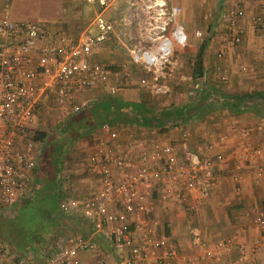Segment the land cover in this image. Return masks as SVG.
I'll return each instance as SVG.
<instances>
[{
  "label": "built area",
  "instance_id": "2783aa9c",
  "mask_svg": "<svg viewBox=\"0 0 264 264\" xmlns=\"http://www.w3.org/2000/svg\"><path fill=\"white\" fill-rule=\"evenodd\" d=\"M96 5L92 17L94 31L83 30L72 37L54 25L33 20L16 21L5 11L0 15V205L14 206L31 191L40 165L43 141L34 138L38 116L51 107L72 114L88 104L85 92L98 87L116 94L121 70L110 62L95 60L93 48L108 43L116 32L115 23L104 13L113 0H84ZM264 4V0H259ZM183 7L170 0H127L120 23L129 27L118 42L130 61L141 71L137 83L155 96L172 91V77L178 56L189 47V34L182 21ZM209 15H204L207 18ZM219 18L226 23L232 43L242 40L246 9L233 4L223 7ZM261 20L256 13L251 22ZM197 37L203 35L196 28ZM180 80H191V72H181ZM180 134L168 140L150 136L144 128H125L102 121L92 143L83 149L97 187L84 195L66 194L59 207L66 214L90 222L93 233L104 235L113 245L122 264H173L182 258L187 264L211 258L219 261L221 249L237 246L232 237L205 247L197 255L183 256L160 230L156 215L159 202L183 203L192 196L198 200L208 194L214 177L217 153L201 154L195 148L198 133L182 121ZM135 125V124H134ZM258 129L262 126L257 125ZM236 138L228 148L230 155L257 159V174H264V133L252 140L250 125L235 127ZM148 133V134H147ZM225 134L219 140L225 139ZM193 205V204H192ZM258 227L253 247L264 253V206L247 211ZM192 240L201 241L199 226L192 227ZM97 248L96 240L82 233H70L65 241L48 253L45 264H87L80 257ZM238 253L225 264H244ZM0 264H34L31 251L15 250L0 239ZM97 264H109L100 259Z\"/></svg>",
  "mask_w": 264,
  "mask_h": 264
},
{
  "label": "crops",
  "instance_id": "0c3cea01",
  "mask_svg": "<svg viewBox=\"0 0 264 264\" xmlns=\"http://www.w3.org/2000/svg\"><path fill=\"white\" fill-rule=\"evenodd\" d=\"M126 1L113 0L112 4L104 9L106 16L115 23L116 32L108 43L95 46L92 52V57L95 60L110 62L114 67L121 70L122 78L119 79L117 93L109 94L105 89L94 87L85 92L88 104L79 113L63 114L52 107L50 109L51 114L59 122L62 121L59 125L64 124L63 126H67L68 129L65 132L70 133V136L75 137V132L70 126L79 124V128L83 126L82 123L84 121L79 115L88 111L104 96L118 95L124 100L139 102L150 98V95L156 97V99L160 98V100L170 95V103L179 104L189 98L191 93L210 92L213 88L239 92L260 90L264 94V4L260 3L259 0H216L220 4L215 8V12L208 13L209 16L205 19L202 14L199 17L197 14L198 10L204 11L208 7L207 5L204 6L200 1L170 0L173 3L181 4L184 9L182 21L188 31L189 47L192 48L193 54L187 55L184 52L178 56V65L172 77V91L165 97L152 95L144 87L140 86L136 82L138 76H136V79H132L134 74L128 68L127 62H123V59L120 60L119 58L126 55L117 51L121 48L118 36L125 37L129 28L120 23V16L126 9ZM237 2L245 7L247 18L243 23L242 40L238 43H232L227 37L225 21L219 18V12L223 7L232 6ZM207 4L211 5L210 0ZM198 5H201V9H199ZM209 7L211 8V6ZM96 10V5L87 4L84 0H0V15L7 11L11 18L16 21L33 20L43 24L54 25L72 37H77L83 30H95H93L92 17ZM256 13L261 15V20L251 22L250 16ZM199 27L203 31L201 37H197L194 34V30ZM196 38L197 40L200 39L199 42L201 43L199 45L196 44ZM121 50L124 49L121 48ZM199 51L201 52L203 63L202 72L198 75H195V73L193 75L192 69ZM111 52L113 54H110ZM232 54L240 56L236 68L242 73V76L238 82L234 79L229 82L231 77L233 78L235 71L233 72L228 65L229 63L225 62L227 57H231ZM108 55L110 56L109 59H107ZM210 55L216 58V63L212 64V67L209 63L210 60H208ZM113 58L116 59L114 60ZM126 58L128 62H131L128 56ZM184 59H186L188 66L190 65L191 69L188 72H191L193 77L190 80V87L185 98L178 100L175 92L176 88L184 87L186 84V81L177 77L179 73L187 70L180 67L185 61ZM131 64L133 63L131 62ZM133 84L139 86L141 92L132 91L129 85ZM237 88H240V90H232ZM210 96L212 97V95ZM173 98L178 101L173 102ZM44 107L35 123L36 127L42 130H45L42 118L48 110L47 106ZM62 116L65 117L62 119ZM96 121V119L86 120V123H91L92 127L82 129L80 133H87L88 135V140L86 139L87 141L83 144L80 152L83 169L78 170V172L68 170L67 176L69 175L70 177L68 178L67 190L64 195H84L89 190L97 187L95 176L90 172L87 161L83 156V149L86 145L93 142L94 133L102 121H109L126 129L134 127L137 129L144 128L148 130V133H151L150 136L155 135L163 140L175 138L181 131V126L170 127V120L161 125L162 128L138 122L120 121L109 115L104 119H99L97 123ZM259 124L262 129H258L257 125ZM245 125H250L255 129L251 137L254 142H258L259 137L264 133V96L248 99L245 109L238 112L217 105L200 118L184 121V126L192 128L198 133L195 148L201 154L208 152L212 155L222 153L224 159L215 160L214 162V177L206 196L198 200H194L190 196L181 204L172 202L158 203L159 206L155 213L161 223L159 231L163 229L166 231L171 243L178 248L179 253L183 256L197 255L205 247H214L219 240L229 237L234 238L238 243L236 244L237 246L229 250L226 248L221 249L222 257L219 261L206 258L199 260L196 264H225L233 261L240 252L245 254L246 261L244 264H264L263 250L253 247V239L258 234V227L253 221L252 215L247 213L252 206H264V174H257L259 160H247L238 155H230L228 153V148L234 144L236 138L234 128ZM57 127L55 128V135ZM222 134L226 136L221 141L219 136ZM53 141V143H56V139ZM43 150L44 145H42L41 151ZM73 174L77 176L74 177ZM34 184L29 194L25 197L26 199L36 189L37 182H34ZM194 226H199L201 232V241L198 244L192 240L191 230ZM90 236H92V233ZM92 237L103 243L98 245L96 242L97 248L95 250L80 253V257L86 260L87 264H97L100 259L109 264H122L119 255L114 252L113 245L108 238L104 235L99 236V234ZM37 253L40 254L39 251ZM33 261L34 264H38L34 254ZM42 261L45 264L46 259ZM173 264H187V262L179 258Z\"/></svg>",
  "mask_w": 264,
  "mask_h": 264
},
{
  "label": "rangeland",
  "instance_id": "374dc122",
  "mask_svg": "<svg viewBox=\"0 0 264 264\" xmlns=\"http://www.w3.org/2000/svg\"><path fill=\"white\" fill-rule=\"evenodd\" d=\"M199 1L203 3L204 6H211V8L207 7V9L204 11L198 10V17L202 14L204 19V15L208 13H214L215 8H217L220 4L216 0H210L211 5L207 4L209 0H198V2ZM198 7L201 9V5H198ZM94 29L95 27L93 26V30ZM199 40L200 39L197 40L196 38V44L198 45L201 43ZM117 51L119 53L121 52L126 54V52L121 50V48ZM192 52V48L188 47L185 51V54L192 55ZM110 54L113 53L111 52ZM126 55L122 56V58H119L120 60L123 59V62H127V66H129L128 68H130V71H132L131 73L134 74V78L132 79H136V76H139L140 74V69L137 67V69L133 71L132 69L134 68V65L127 61ZM109 57L110 56L108 55L107 59H109ZM208 57V60H210L209 63L212 67L214 63H216V58H214L213 55ZM239 57L238 55L236 56L232 54L231 57L228 56L226 59L227 61L225 63H229L228 65L231 67V70L233 72L235 71L233 78L231 77L229 82L233 81L232 79L236 80V82L241 79L240 77L242 76V73H240L236 68L237 62L240 60ZM113 59L115 60L116 58ZM184 60L185 61H183L181 64L182 66L180 67L181 69H187L186 71L188 72L191 68L190 65L188 66L186 59ZM190 83V80H187L184 87L176 88L175 92L177 93L178 100L185 98V95L189 90ZM129 86L131 87L130 89L132 91L141 92V90H139V86L136 84ZM232 90H240V88ZM127 97L129 96L127 95ZM150 98L158 105L171 102L170 95L166 96V98L162 100L157 97L159 99L158 100L156 97L151 95ZM178 100L173 98V102ZM87 112L81 113L79 115L82 121L85 122V124H83L84 122L82 123L83 126L81 128H79L80 124L77 126H70V128L74 130L75 133L77 131H82V129H88L89 127H92L91 123H86V120L93 119V116ZM64 117L65 116H62L61 118L63 119ZM42 120L47 133L46 138L51 141L56 139V143H53L52 146H48L46 154H43L42 158L40 157L41 165L38 171H36L35 178L37 187L30 194V196L27 197V199L19 201L14 206L10 207L0 205V239L12 246L15 250L31 251L35 257L38 255L37 252L39 251V260L45 259V254L50 253L54 248L62 244L68 234H83L88 230V226L90 225V222L85 220V218L81 216H70L69 214H64V212L59 207V198L63 196L67 190L66 187L68 178L70 177L69 175L67 176L68 170L70 169L78 172V170L83 169L82 155L80 152L83 144H85V142L88 140V135L85 133L72 137L68 132H65L64 136H61L57 133L55 135V128L62 121L59 122V120L51 114L50 109L47 110L45 116L43 115ZM43 145L45 146L46 144ZM73 175L74 177L77 176L76 174ZM96 242L98 245L103 243L100 240H96Z\"/></svg>",
  "mask_w": 264,
  "mask_h": 264
},
{
  "label": "trees",
  "instance_id": "16d2710c",
  "mask_svg": "<svg viewBox=\"0 0 264 264\" xmlns=\"http://www.w3.org/2000/svg\"><path fill=\"white\" fill-rule=\"evenodd\" d=\"M202 67V57L201 52L199 51L196 55L195 64L192 69L193 75L194 73L195 75L200 74L202 72ZM136 69L137 66L134 64V68L132 70L135 71ZM210 95H212V97ZM262 96H264V94L260 90H247L245 92H239L213 88L210 92L205 91L200 93H191L189 98H187L183 103H162L161 105H158L151 98L135 102L124 100L118 95H113L104 96L97 102V104L92 106L88 112H86L90 113L94 117L93 119L97 120L96 123L99 119H104L109 115L120 121L138 122L145 125L161 127V125L167 123L169 120L184 122L190 119L200 118L217 105L238 112L245 109L248 99ZM63 125H59L56 129L57 134L61 136H64L63 133L66 129H68L66 125ZM80 132L78 133L80 134ZM78 133H75L76 135L74 134V136H78ZM46 137L47 133L45 130H36L34 133V138L40 139L46 144L44 146V150L41 152V158L43 157V154H46L48 146H52L53 144V141L47 139ZM64 214L66 213L64 212ZM91 233L92 236H97L96 233H93V228L90 224L88 226V230L83 233V235L88 236ZM47 256L48 254L44 255L45 259ZM39 257L40 254L36 256V261L38 264H43V259L39 260Z\"/></svg>",
  "mask_w": 264,
  "mask_h": 264
}]
</instances>
